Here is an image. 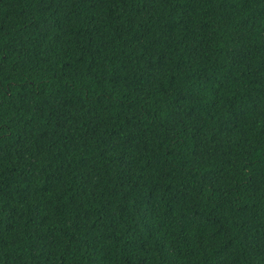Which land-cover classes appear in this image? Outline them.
I'll return each instance as SVG.
<instances>
[{
  "label": "trees",
  "instance_id": "trees-1",
  "mask_svg": "<svg viewBox=\"0 0 264 264\" xmlns=\"http://www.w3.org/2000/svg\"><path fill=\"white\" fill-rule=\"evenodd\" d=\"M0 264H264V0H0Z\"/></svg>",
  "mask_w": 264,
  "mask_h": 264
}]
</instances>
